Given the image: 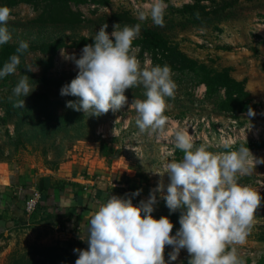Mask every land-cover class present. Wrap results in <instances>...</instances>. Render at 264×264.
Returning <instances> with one entry per match:
<instances>
[{
  "label": "rangeland",
  "instance_id": "374dc122",
  "mask_svg": "<svg viewBox=\"0 0 264 264\" xmlns=\"http://www.w3.org/2000/svg\"><path fill=\"white\" fill-rule=\"evenodd\" d=\"M150 2L109 0L108 5L73 6L85 15V21L77 25L41 24L35 21L39 13L33 6L20 4L13 9L7 23L12 36L9 42L24 40L37 44L58 37L67 40L83 35L93 37L103 24L108 25L106 31L111 34L114 24H120L122 29L125 25L139 23L140 35L144 27H151L189 56L220 70L229 69L235 78L245 80L251 103L255 105L252 109L255 115L249 116V110L237 113L222 110L219 101L224 91L210 97L206 86L194 74L172 71L177 88L174 97L165 98V115L169 121L164 133H141L136 125L137 113L130 106L135 99H146L142 86L126 90L127 104L120 110L88 117L82 111L66 106L67 101H76L77 97L60 95L62 86L70 83L78 72L74 62L65 57L75 54L78 59L82 50L63 48L50 73L51 87L38 90L39 87L34 85V91L19 98L24 99L23 108L13 106L17 98L10 101L12 93L0 91V166L3 171L11 172L17 165L30 164L36 159L48 169L66 173L62 182L70 183L77 176L75 171L82 170L91 158H105L104 162L110 167L129 168V176L136 183L133 184L134 191L141 190L135 204L139 205L161 181L165 186L163 195H166L170 178L164 173L165 167L170 161L183 157V153L175 148L174 131L177 129L186 130L192 136L194 147L205 145L210 152L223 153L248 144L245 147L254 157L264 158V0H165L168 7L163 27L154 25L150 17L145 21L137 19L138 11L146 10L145 5ZM186 3L195 8L184 11ZM227 3L233 4L224 9ZM114 13L130 19L117 21L111 18ZM135 49L142 67L153 66L149 53L142 55L138 48ZM40 58L38 54H31L25 64L39 71ZM18 71L15 73L17 82L20 79ZM60 116L66 118L67 123L56 120ZM48 118L53 120L44 125ZM104 145L111 149L108 156L102 155ZM239 183L250 186L262 196L246 243L236 246L241 259L253 258L244 264H257V257L264 253V164H257L250 174L239 176ZM156 195L152 215L158 219L166 203L161 193ZM179 217L171 220L173 225L176 223L172 233L180 228ZM8 239L0 243V264H8L14 252L40 244L25 230ZM172 250V246H165L166 261ZM189 257L187 250L181 249L177 260L171 264H182Z\"/></svg>",
  "mask_w": 264,
  "mask_h": 264
},
{
  "label": "clouds",
  "instance_id": "9594fccd",
  "mask_svg": "<svg viewBox=\"0 0 264 264\" xmlns=\"http://www.w3.org/2000/svg\"><path fill=\"white\" fill-rule=\"evenodd\" d=\"M167 7L165 0H151L146 10L138 11L137 19L145 21L150 17L154 25L163 27ZM10 16L11 9L0 6V45L12 39L7 28ZM107 28V24L101 26L78 59L75 54L66 55L78 72L62 86L60 95L78 98L67 101V107L88 117H99L109 110H120L127 104L126 90L142 86L146 99H135L130 106L137 113L136 125L141 133H164L169 121L165 98L174 97L177 88L171 67L141 66L133 47L141 24L122 29L120 24H114L111 34ZM28 48L27 41L19 42L15 53L0 68V79L16 73ZM25 69L33 71L31 67ZM29 79L23 75L12 89L9 100L17 98L14 107L23 108L24 99L19 98L34 91ZM248 115L254 116L255 112L249 109ZM174 139L183 157L165 167L164 173L170 178L166 195L162 181L139 205L133 204L131 198L111 195L86 218L88 248L74 249L78 253L75 264H171L181 249L190 256L188 264H244L236 246L246 243L262 196L250 186L241 185L239 176L264 164V158L254 157L243 145L223 153L210 152L205 145L194 147L192 136L183 129L174 131ZM140 191L133 196L140 195ZM156 193L162 194L170 212L181 211L175 235L168 216L156 219L152 215ZM165 246L173 248L168 261Z\"/></svg>",
  "mask_w": 264,
  "mask_h": 264
},
{
  "label": "trees",
  "instance_id": "16d2710c",
  "mask_svg": "<svg viewBox=\"0 0 264 264\" xmlns=\"http://www.w3.org/2000/svg\"><path fill=\"white\" fill-rule=\"evenodd\" d=\"M88 3L108 5L109 0H0V6L9 7L11 14L13 9L18 5L29 4L39 13L35 19L36 22L52 25H77L83 23L85 21L84 13L73 6L77 7ZM232 4H225L224 9L230 7ZM194 8L195 5L187 4L184 7V11ZM111 18L117 21H123L126 18L130 19V17H125L121 13H114ZM91 43H93L92 37L83 35L72 40H67L66 37H58L37 44H29V48L21 56V62L17 68L19 76L21 78L23 75H27L30 78L29 84L32 86L37 85L39 87L38 90L45 89L46 87L50 88L53 83L50 73L56 65V57L59 51L70 47L83 48L86 44ZM18 45L19 42H8L0 45V68L8 61L9 56L15 53ZM133 47L138 48L142 55L149 53L153 66L167 64L171 67L172 71H187L194 74L198 78V81L206 86L207 95L210 97H213L220 91H224V96L219 101V107L222 110L237 113L255 107L251 103V93L246 87L245 80L235 78L229 69L220 70L206 62L189 56L164 34L151 27H144L141 35L133 42ZM31 54H38L41 57L37 64L39 71H28L25 69L29 67L25 64V61ZM17 83L15 81V74L8 75L0 79V91L4 90L11 94L12 89ZM49 120L53 119H45L44 125ZM56 120L65 121L67 119L60 116ZM242 145L244 147L249 146L248 144ZM104 146L102 155L108 156L111 149L106 145ZM44 181H41L42 184L39 188L43 194L46 190ZM41 204L38 207H41ZM180 214V210L174 213L170 212L166 204L163 207L162 216H168L170 220ZM78 234L81 236L82 232ZM83 248L84 244L80 239H74L64 244H35L14 252L8 264H75L78 253L74 252V249ZM189 259L190 257L185 259L182 264H188ZM242 260L249 263L253 258H243ZM256 263L264 264V253L257 257Z\"/></svg>",
  "mask_w": 264,
  "mask_h": 264
},
{
  "label": "crops",
  "instance_id": "0c3cea01",
  "mask_svg": "<svg viewBox=\"0 0 264 264\" xmlns=\"http://www.w3.org/2000/svg\"><path fill=\"white\" fill-rule=\"evenodd\" d=\"M104 160L91 158L82 170L75 171L77 176L70 183L62 182L66 173L48 169L36 159L30 164L17 165L11 172L3 171L0 166V243L25 230L33 240L44 244L80 239L86 250V218L91 212L111 195L131 198L133 204L139 199L133 196L136 183L129 176V168L110 167ZM42 180L46 190L41 207L27 214L25 199L33 189L40 188Z\"/></svg>",
  "mask_w": 264,
  "mask_h": 264
},
{
  "label": "built area",
  "instance_id": "2783aa9c",
  "mask_svg": "<svg viewBox=\"0 0 264 264\" xmlns=\"http://www.w3.org/2000/svg\"><path fill=\"white\" fill-rule=\"evenodd\" d=\"M44 194L38 189L35 188L32 190L31 195L25 199V211L27 214L33 213L38 206L42 203ZM175 235V233H172Z\"/></svg>",
  "mask_w": 264,
  "mask_h": 264
},
{
  "label": "water",
  "instance_id": "95a60500",
  "mask_svg": "<svg viewBox=\"0 0 264 264\" xmlns=\"http://www.w3.org/2000/svg\"><path fill=\"white\" fill-rule=\"evenodd\" d=\"M92 213V212H91Z\"/></svg>",
  "mask_w": 264,
  "mask_h": 264
}]
</instances>
